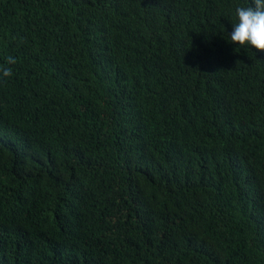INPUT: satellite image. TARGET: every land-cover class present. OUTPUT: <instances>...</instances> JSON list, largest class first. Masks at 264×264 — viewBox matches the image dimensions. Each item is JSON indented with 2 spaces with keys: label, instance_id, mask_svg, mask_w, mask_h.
I'll return each instance as SVG.
<instances>
[{
  "label": "trees",
  "instance_id": "obj_1",
  "mask_svg": "<svg viewBox=\"0 0 264 264\" xmlns=\"http://www.w3.org/2000/svg\"><path fill=\"white\" fill-rule=\"evenodd\" d=\"M252 0H0V264H264Z\"/></svg>",
  "mask_w": 264,
  "mask_h": 264
},
{
  "label": "clouds",
  "instance_id": "obj_2",
  "mask_svg": "<svg viewBox=\"0 0 264 264\" xmlns=\"http://www.w3.org/2000/svg\"><path fill=\"white\" fill-rule=\"evenodd\" d=\"M249 6L236 8L237 21L233 23V31L230 34L231 43L243 46H251L264 52V0H252ZM17 60L13 56L6 58L5 64L0 66V81L13 75L12 65Z\"/></svg>",
  "mask_w": 264,
  "mask_h": 264
}]
</instances>
